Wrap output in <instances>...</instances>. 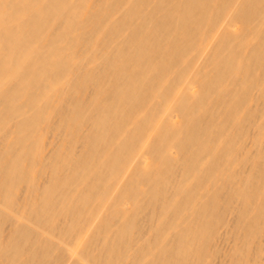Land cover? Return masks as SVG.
<instances>
[{
    "label": "bare ground",
    "instance_id": "obj_1",
    "mask_svg": "<svg viewBox=\"0 0 264 264\" xmlns=\"http://www.w3.org/2000/svg\"><path fill=\"white\" fill-rule=\"evenodd\" d=\"M0 264H264V0H0Z\"/></svg>",
    "mask_w": 264,
    "mask_h": 264
}]
</instances>
